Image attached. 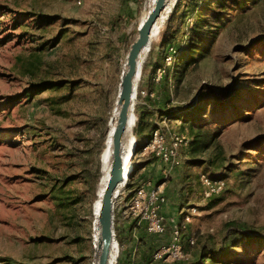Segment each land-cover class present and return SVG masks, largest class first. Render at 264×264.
<instances>
[{
  "label": "rangeland",
  "instance_id": "374dc122",
  "mask_svg": "<svg viewBox=\"0 0 264 264\" xmlns=\"http://www.w3.org/2000/svg\"><path fill=\"white\" fill-rule=\"evenodd\" d=\"M177 2L152 43L135 100L142 109L152 107L147 119L169 140L185 135L189 143L180 146L179 165L135 146L130 186L126 182L116 198L115 218L120 224L134 220L127 206L139 185L165 183L168 227L165 236L157 235L156 247L155 238L139 225L135 257L170 240L171 220L181 225L184 245L194 258L208 237L220 243L228 221L264 226V145L245 146L264 136V105L253 107L250 117L221 134L219 169L195 162L214 157L216 147L194 151L184 115L195 103L226 99L238 87L255 89L253 79L264 78V0H248L244 10L232 13L205 56L188 63L176 62V47L168 45L170 36H163ZM146 3L0 0V257L24 264H92V204L107 121ZM193 21L188 15L173 23L180 32L171 41L181 51L189 43L184 33ZM203 173L223 176L224 191L204 198ZM189 213L191 221H186ZM126 244L129 250L131 243ZM226 264H264V245L238 248Z\"/></svg>",
  "mask_w": 264,
  "mask_h": 264
},
{
  "label": "trees",
  "instance_id": "16d2710c",
  "mask_svg": "<svg viewBox=\"0 0 264 264\" xmlns=\"http://www.w3.org/2000/svg\"><path fill=\"white\" fill-rule=\"evenodd\" d=\"M247 3L248 0H178L163 33L164 38L170 36L168 45L176 47V52L173 53L175 60L177 59L176 62L184 61L188 63L190 60L198 61L201 57L205 56L209 50L210 44L215 39L216 34L218 33L223 22L227 20V18H229L230 15L235 11L244 10V5ZM180 8H182V10L180 14H178ZM188 15L193 16L194 21L187 27V31L184 33L185 37L189 36V43L187 44V47L181 51L179 44L175 41H171V38H174L176 36L175 34L180 32L179 29H173V23L177 18L183 19ZM260 44L261 46H264V40ZM245 50H247V54L251 52V50L247 47ZM180 52H182V55L178 57ZM160 56L161 55L158 56L159 60L157 59L155 62V68H157L160 64ZM181 67H184V65ZM253 80L257 82L256 86L254 87L255 89L244 90L246 87H238L236 92L226 99H215L214 101L206 100V102L201 101L195 103L192 108L185 109L186 112L184 111V115L187 114V118L190 120L191 135L193 137L192 146L194 151H205L211 146L216 147L214 157L207 160H197L195 162H202L208 167L217 166V169H219V166L216 164L221 159L220 154L222 153V149H220L221 145L219 140L221 134L234 124L250 117V113L248 111H252L253 107L257 105H264V78H256ZM45 86L46 89L54 87L55 85ZM151 108L152 107L150 105L144 109H142L141 106H138V104L135 105L136 124L134 128V134L137 142L136 146L138 147L142 145L145 139L151 137L154 131L158 130L156 129L157 127L153 126L147 119L148 113L152 112ZM208 109L209 115L207 116L205 114L206 110ZM159 110L163 111L164 109L159 108ZM190 111L192 114L189 113ZM182 113L183 111H176L173 114ZM260 142L264 145L263 135L245 142V146L254 148L256 146H260ZM221 166V168L225 167L227 170H231L232 168V166L229 164L226 166L222 165L221 163ZM214 171L220 172L219 170L215 169ZM129 182L130 181L127 182V185L129 184L128 186H130ZM115 224L120 248L118 264H122L121 261L126 242L131 243V247H129V250H127V258L130 262L132 246L134 248L135 241H138V239H135V237L132 235V231L135 229V227H138L137 220L134 218V220L128 221L125 227L120 228L118 226V219L116 217ZM224 226L225 230L220 243L214 244L211 242V240L214 238L212 236L208 237V241L200 246L199 253L195 258L190 256L183 260H176L170 263L159 262L157 264H226L228 259H231L233 252L238 248L252 246L253 244L264 245V226L249 225L240 220L228 221L224 224ZM143 228L147 232L145 226ZM167 231L168 230L162 234L149 233L152 239L155 238L154 241L156 240V247H158L160 244L158 243L159 237L157 235L163 237L166 235ZM169 241L170 240H166V243ZM194 244H196V242ZM153 252L154 250H152L151 253H149V255L146 257L145 264H147ZM0 263L24 264L12 257H0Z\"/></svg>",
  "mask_w": 264,
  "mask_h": 264
},
{
  "label": "water",
  "instance_id": "95a60500",
  "mask_svg": "<svg viewBox=\"0 0 264 264\" xmlns=\"http://www.w3.org/2000/svg\"><path fill=\"white\" fill-rule=\"evenodd\" d=\"M167 2L168 0H156L145 21L138 26V35L132 42L126 57V68L122 74L118 97L119 112L112 134L110 178L104 189L97 217L99 227L97 264H111L113 247L115 243L119 244L115 227V201L121 191L120 185L127 181L124 179V174L129 166L123 159L122 143L131 119L136 123L135 99L138 79L142 73L140 56L142 51L150 45V34L162 11L166 8ZM133 136L135 138L134 130Z\"/></svg>",
  "mask_w": 264,
  "mask_h": 264
},
{
  "label": "built area",
  "instance_id": "2783aa9c",
  "mask_svg": "<svg viewBox=\"0 0 264 264\" xmlns=\"http://www.w3.org/2000/svg\"><path fill=\"white\" fill-rule=\"evenodd\" d=\"M188 143L189 140L185 135H175L169 140L158 129L153 132L151 137L143 141L141 148H143L144 154L154 155L164 163L179 165L182 159L179 153L180 146ZM132 166H135L134 163ZM200 182L202 186L201 194L204 198H209L222 192L227 184L225 178L212 177L206 173L201 174ZM164 184L153 186L139 185L127 206L130 216L137 219V225H144L150 234H162L167 230V219L162 213V207L167 201L162 189ZM185 219L186 221H191V214H186ZM171 225L172 236L170 241L156 249L147 264L170 263L189 257L184 245L181 225L175 220H171ZM195 242L194 237H189L190 244Z\"/></svg>",
  "mask_w": 264,
  "mask_h": 264
},
{
  "label": "bare ground",
  "instance_id": "6f19581e",
  "mask_svg": "<svg viewBox=\"0 0 264 264\" xmlns=\"http://www.w3.org/2000/svg\"><path fill=\"white\" fill-rule=\"evenodd\" d=\"M155 2L156 0H147L145 9L142 12V15L140 17L139 25H141L145 21L148 14L153 9ZM176 2L177 0H168L166 8L162 11L161 16L158 18L157 22L155 23L152 29V32L150 34V45H148L142 51L141 56H140V63H141L142 68L145 63L148 53L152 49L153 41L157 40L159 36L161 35L163 25L166 22V19L168 18V16L170 15L171 11L173 10V7ZM125 68H126V59H125V63L122 64L120 82H121L122 74ZM139 79H138V82H139ZM120 82H119V91H120ZM119 91H118V96L110 112L109 119L107 121V131H106V136H105V141H104V147L102 149L101 156H100L101 176H100L99 183H98L97 196L92 204V247L95 252V256H94L92 264H97V261H98L97 245H98L99 227H98L97 217H98V213H99L100 206H101V198H102L104 189L107 185V182L110 178V169H111V164H112V134H113L114 126L116 123V118L119 112V106H118ZM135 124L136 123L133 122V119H131V121L128 124V129L126 131V134L124 136L123 143H122L123 159H124V162L127 165H129L128 168L125 170V174H124V179L127 180L126 182H128L131 174L134 171V167L132 166L133 165L132 159H133V154H134L133 152H135V148H136L135 147L136 140L133 136V128ZM125 184L126 183H122L120 185V189H122V187ZM118 255H119V244L115 243L113 250H112L111 264H117V260L119 257Z\"/></svg>",
  "mask_w": 264,
  "mask_h": 264
},
{
  "label": "crops",
  "instance_id": "0c3cea01",
  "mask_svg": "<svg viewBox=\"0 0 264 264\" xmlns=\"http://www.w3.org/2000/svg\"><path fill=\"white\" fill-rule=\"evenodd\" d=\"M167 198V197H166ZM166 208H167V205H166V203L163 205V207H162V213L164 214V215H166L167 214V210H166ZM121 210H119V212H120ZM118 219H119V217H118ZM128 223V222H127ZM127 223L126 222H123V224H120V223H118V226L120 227V228H123V227H125L126 225H127ZM137 226H139V225H137ZM140 226H143V225H140ZM142 230V228L141 227H135V229L132 231L133 232V234L135 235L134 237H135V239H139V236L137 235V232L139 233L140 231ZM136 232V233H135ZM132 234V235H133ZM140 234V233H139ZM151 242H152V240H151ZM135 243L138 245V241H135ZM135 244V245H136ZM125 246H126V244H125ZM131 246V244H129V247ZM135 248H137V246H134ZM185 247H186V249H189L188 247L189 246H187V244H185ZM131 249V248H130ZM188 253H189V257L191 256L192 257V253L191 252H189L188 251ZM135 254H136V252H133V250L131 249V259H130V262L128 261V258H127V249H124V254H123V257H122V264H145L146 262H145V260H146V257L149 255V253L148 254H146V255H144V254H142V255H139V257L137 256V257H135ZM193 257H194V252H193ZM145 258V259H144ZM125 260H126V262H125ZM141 260V261H140ZM164 263V262H163Z\"/></svg>",
  "mask_w": 264,
  "mask_h": 264
}]
</instances>
